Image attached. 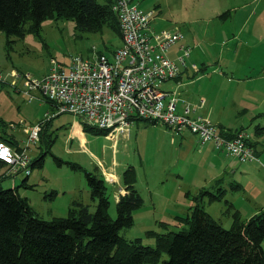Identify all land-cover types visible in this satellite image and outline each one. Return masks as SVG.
I'll return each mask as SVG.
<instances>
[{"label":"rangeland","instance_id":"374dc122","mask_svg":"<svg viewBox=\"0 0 264 264\" xmlns=\"http://www.w3.org/2000/svg\"><path fill=\"white\" fill-rule=\"evenodd\" d=\"M228 1L231 4H237L238 7L248 4L242 11L255 9L256 15L251 20V27H253L254 21L257 20L256 27L262 29L264 0ZM98 2L103 4L105 0H98ZM131 2L137 4L144 13L150 10L154 13L150 17V26L152 30L154 29L153 31L159 32L162 29L179 30L182 34L181 39H183L187 29L189 32L194 31L195 37L200 40L203 38L204 31H207L208 34L212 32L217 34L219 30L217 23L227 22L229 28H232L231 24H233L232 21H226V19L223 22L216 20L209 24L208 21H200L198 20L200 18L192 13L191 9L185 11L182 8L180 10L177 5L178 2L175 0H131ZM195 6L201 7L198 4ZM224 12L226 10L222 13ZM159 14H161L160 18L155 21ZM219 18L221 17L219 16ZM159 22L162 24L160 27ZM179 26L183 27L184 33H182L183 31ZM25 28L23 37L11 36L7 38L3 32H0V73L6 82L0 89V120L3 122L0 125V134L12 135L20 145L26 139V128L30 129L32 125L43 119L47 112L51 111L47 102L40 99L27 100L26 95L23 93L22 75L29 73L35 78H40L48 71L51 58L64 66H68L71 57H91L93 48L98 52L109 55L110 50H114L120 45L118 34L109 28H104L100 33H80L75 29L72 20H44L38 34L28 31L29 25H26ZM8 40H10V43H7ZM177 44L167 51L168 55L173 54L174 50L178 49L176 48L178 47ZM200 54H209L210 57L214 58L219 55V52L216 54L215 47L209 48L202 44ZM188 58L186 59V66ZM197 59H199V56ZM12 70H15L20 77L14 76L11 73ZM170 82L174 81L162 84L160 89L163 91L172 89ZM35 95L38 96L37 93ZM69 117L60 115L50 120L46 130L47 133H51L53 136V143L49 149L50 153L45 155L41 167L32 168L31 174L26 180V186L19 187V193L22 196H27L36 210L34 211L43 220L67 216L68 196H62L65 190L63 188L72 185L79 186L82 183L81 189H79H86L85 172L96 171L101 174L100 170H95L97 162L102 165L104 162L105 166L114 162L118 174H121L129 165L135 168L137 181L134 186L143 199L141 208L133 213L132 227L119 231V235L126 240L131 241L138 238L143 246L154 247L155 240L145 235L147 231L167 232L162 226L158 225L160 222L166 223L169 231L179 232L186 229L187 226L176 221V217H186L196 206H200L215 221H218L224 229L230 227L231 218L226 217L224 213L228 209L224 201H231V198H233L228 188H222L220 185L207 187L206 191L205 188H199L196 195L195 192H192V196L186 195L185 191L187 190L183 192L180 189L181 183L178 174L182 176L183 181L187 182L193 176L200 178L205 176L207 172L206 164L202 163L200 158L193 152L191 154L185 153L182 148L178 151L180 147L178 137L181 134L172 133L168 127L161 123L149 124L143 120H137L130 127L128 136L118 134L117 137L111 138L104 133L93 134L84 131L83 126L78 124L77 119ZM73 122L79 125L80 131L77 128L76 139H72V144H70V125ZM78 142H81L82 146ZM39 145L38 141L35 145L31 144L30 146V154L33 159L40 153ZM54 157L63 162L77 164L80 167L74 169L67 164L57 165ZM25 178V176L19 175L15 179L16 186L21 185ZM105 182L110 202L109 216L115 219L116 201L114 202L112 197V184ZM11 184L12 180L10 179L1 181V186L4 189L12 188ZM219 188L225 190L224 196L220 194L219 200L209 203L210 196L207 193L217 195ZM56 191L59 192L55 201L50 199V202L48 201L49 205L41 202L40 197L42 198L45 193V198H49ZM201 191L206 193L200 194ZM80 195H83L82 191L79 192ZM168 197L171 198L170 201ZM95 208L96 206L91 205L90 211L94 212ZM167 259L168 256L162 254L158 264H163Z\"/></svg>","mask_w":264,"mask_h":264},{"label":"trees","instance_id":"16d2710c","mask_svg":"<svg viewBox=\"0 0 264 264\" xmlns=\"http://www.w3.org/2000/svg\"><path fill=\"white\" fill-rule=\"evenodd\" d=\"M113 2L0 0V32L7 38L23 37L26 25H29L28 31L38 34L44 20L66 19L72 20L80 33H100L109 28L120 38L117 17L111 8ZM49 124L50 121L43 124L39 136L40 153L32 160V168L41 167L45 155L50 153L53 136L46 132ZM83 129L93 134H107L85 125ZM235 133L227 132V137ZM0 142L13 147L19 145L12 135L5 133L0 134ZM54 159L60 166L80 167ZM4 168L5 163L0 161V171ZM84 176L90 195L97 202L95 211L74 201L67 216L51 220H43L19 194V187L27 184L26 178L21 185L8 189L1 186L4 179H0V264H158L162 254L168 256L163 264H264V207L248 220L242 219L237 210L230 212L228 207L231 224L224 229L196 206L186 217H176L186 229L169 231L168 225L160 222L158 225L167 232L147 231L145 235L154 238L155 246H143L138 238L130 241L119 235L120 230L132 227L133 213L143 205L134 186L137 181L135 168L129 165L121 174L126 193L115 203V219L109 216L108 188L102 173L89 171ZM207 194L209 203L221 196L220 191L217 195Z\"/></svg>","mask_w":264,"mask_h":264},{"label":"built area","instance_id":"2783aa9c","mask_svg":"<svg viewBox=\"0 0 264 264\" xmlns=\"http://www.w3.org/2000/svg\"><path fill=\"white\" fill-rule=\"evenodd\" d=\"M111 8L117 17L121 44L109 55L93 48L91 57H71L68 66L51 58L48 71L40 78L22 75L27 100L47 102L51 111L26 128V139L18 147L0 142V161L5 163L0 179L12 180L14 188L19 175L27 178L31 174L30 146L39 141L43 124L60 115H70L80 126L103 130L111 138L128 136L137 120L161 123L174 134L189 132L200 143L213 144L240 163L257 160L245 133L227 137L228 131L193 117L189 105L177 110V93L160 89L186 68L188 47L180 46L175 60L167 56L182 38L179 30L153 31L150 17L154 13H144L129 0H114ZM12 74L20 77L15 71ZM5 83L0 73V89ZM198 103L201 107L204 100Z\"/></svg>","mask_w":264,"mask_h":264},{"label":"crops","instance_id":"0c3cea01","mask_svg":"<svg viewBox=\"0 0 264 264\" xmlns=\"http://www.w3.org/2000/svg\"><path fill=\"white\" fill-rule=\"evenodd\" d=\"M175 1L178 2L180 10L182 8L185 11L191 9L200 21H208L209 24L216 20L223 22L226 19V21H232L233 24H231L232 28H229L227 22L217 23L219 29L217 34L213 32L208 34L204 31L203 38L200 40L195 37L194 31L189 32L187 29L184 33L183 27L179 26L184 37L177 42L178 47L176 48L188 47L190 55L187 68L181 71L174 82H170L172 89L167 91L177 93V110L187 104L194 110L191 113L193 117H201L228 132L242 131L245 133L257 158L255 161L240 163L233 156L215 148L213 144H202L196 136L184 132L178 137L180 141L178 151L182 148L185 153L193 152L202 163L206 164L207 172L205 176L200 178L193 176L187 182L183 181L182 176L178 174L179 182L183 185L179 187L183 192L187 190L185 193L188 196H192V192L196 195L199 188H205L206 191L207 187L218 185L222 188L226 187L231 191L233 198L231 201H224L225 205L229 207L230 212L237 210L242 219L248 220L264 207V20L261 23L262 29L256 27L257 20L251 27V20L256 15V10L242 11L248 4L238 7L237 4H231L228 0ZM196 4L201 7H196ZM225 10L229 11V15L221 17ZM160 16L161 14L155 18V21L156 19L158 21ZM158 24L159 27L162 26L160 22ZM202 44L209 48L215 47V53L219 52V55L214 58L209 54L201 55ZM167 56L175 60L178 56V49ZM198 56L199 59H197ZM192 65L194 68L190 67ZM14 71L12 70L11 73ZM200 99L204 100V104L198 107ZM70 126L69 139L72 144V139H76L78 134L76 130L78 128L80 131V128L76 122ZM78 143L82 146L81 142ZM97 163L95 168L101 171L105 181L112 184V197L114 202H117L119 196L126 193L121 181L122 173L118 174L115 170L114 162L106 166L104 162L103 165L100 162ZM99 167L101 169H98ZM81 186L82 183L79 186L72 185L63 188L65 190L62 196H68L66 204L68 210L74 201L88 205L89 209L91 205L96 206L97 202L92 199L89 189L86 187L80 190ZM81 191L83 195L79 196ZM219 191L224 196L225 190L219 188ZM58 192H54L55 194L49 198H45V193L42 198L40 197L41 202L49 205L50 199L52 201L57 199ZM22 197H25L35 210L27 196ZM170 199L168 197L169 201ZM224 213L230 219L228 211ZM262 247L264 249V240Z\"/></svg>","mask_w":264,"mask_h":264}]
</instances>
